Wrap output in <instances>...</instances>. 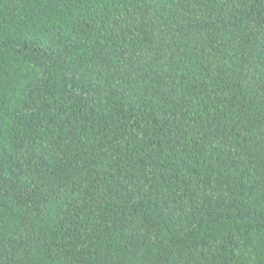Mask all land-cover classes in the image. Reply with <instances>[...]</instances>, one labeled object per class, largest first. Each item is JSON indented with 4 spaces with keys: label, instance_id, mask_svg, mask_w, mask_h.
<instances>
[{
    "label": "trees",
    "instance_id": "trees-1",
    "mask_svg": "<svg viewBox=\"0 0 264 264\" xmlns=\"http://www.w3.org/2000/svg\"><path fill=\"white\" fill-rule=\"evenodd\" d=\"M0 264H264V0H0Z\"/></svg>",
    "mask_w": 264,
    "mask_h": 264
}]
</instances>
